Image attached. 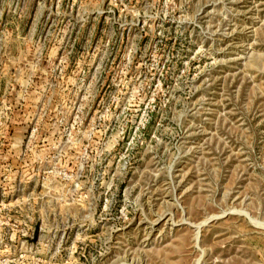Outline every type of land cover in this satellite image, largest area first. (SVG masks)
<instances>
[{
  "label": "rangeland",
  "instance_id": "rangeland-1",
  "mask_svg": "<svg viewBox=\"0 0 264 264\" xmlns=\"http://www.w3.org/2000/svg\"><path fill=\"white\" fill-rule=\"evenodd\" d=\"M0 264H264V0H0Z\"/></svg>",
  "mask_w": 264,
  "mask_h": 264
}]
</instances>
